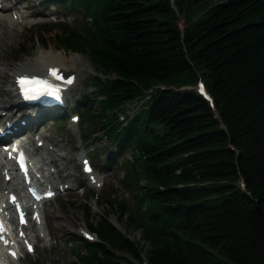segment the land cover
Segmentation results:
<instances>
[{"label":"trees","instance_id":"obj_1","mask_svg":"<svg viewBox=\"0 0 264 264\" xmlns=\"http://www.w3.org/2000/svg\"><path fill=\"white\" fill-rule=\"evenodd\" d=\"M58 4L83 13L79 30L50 28L105 74L78 107L130 155L129 220L150 246L142 253L108 220L129 211L110 191L89 226L97 241L81 238L74 264H264V0Z\"/></svg>","mask_w":264,"mask_h":264},{"label":"rangeland","instance_id":"obj_2","mask_svg":"<svg viewBox=\"0 0 264 264\" xmlns=\"http://www.w3.org/2000/svg\"><path fill=\"white\" fill-rule=\"evenodd\" d=\"M58 1L60 0L18 1V9L22 10V13L30 15L31 18H29L27 23L17 25L16 39L10 44L4 45L0 52V55L7 59L9 63L18 65L39 55L41 52L49 54L54 49L53 54L59 55L61 53L69 59L67 63L72 68V76L77 75L73 88L68 91L65 98V100L69 99V108L67 109L69 114L58 111L56 114H52L49 119L41 117V120L43 118L44 126L42 124L38 130H36L37 126L31 128H26L25 126L24 128L33 146L36 141L34 137L41 134L50 136L64 144L62 154L65 155L66 159L58 162V165L65 168L64 175L70 173V176L66 179H61V177L57 183L65 185L62 183L66 182V185L72 186V188L64 193H59L56 198L44 204L43 217H45L47 227L45 228L42 224L41 231L42 236H44V233L46 234L47 243L39 239L34 244V253L31 255L21 253L24 256L21 257L18 264H74V254L77 251L86 252L81 244L80 239L83 238L81 233L89 230V226L91 228L98 227L101 217L108 210L105 195L110 191L114 195L111 199L114 201L123 200L129 211H125L122 214H111L108 220L132 242L139 244L142 247V253H145L150 246L144 239L142 230L129 220V215L133 212V203L130 196L131 191L125 187L124 180L128 172L125 163L131 161L130 155L128 153L122 155L117 153L113 145L104 139L99 130V125L88 123L86 126L88 121L86 116L82 117L83 107L78 108L77 106L82 97L91 98L93 96L94 89L90 79L93 76H100L104 80L105 74L96 68L84 54L68 52L57 46L54 36L56 30H51L50 27H54L59 21L77 30L85 26L82 11L68 12L57 4ZM24 7H28V9ZM110 77H113V75H110ZM10 85H12V77L10 78V75L9 77L0 75L1 88L4 90L13 89ZM14 95L13 92L11 95L0 97L6 106L13 104V113L18 114L14 119L17 116L30 115L20 109L21 107L14 105L17 102ZM128 108L132 110L133 107ZM70 114L79 116L80 121L76 125L70 124ZM8 119L9 117L6 121L10 123ZM45 144L47 145V142ZM47 147L52 148L51 145ZM84 154H87L91 159L98 185H89L86 177L81 174L78 164ZM54 157L57 158L55 155ZM51 170H55V167ZM67 217L73 219V226L70 227L68 232L58 230L56 226L57 218L63 219ZM50 229L55 231V239L49 236ZM32 234L37 236V233L33 232ZM86 235L88 236V234ZM88 237L94 240L91 242L97 241L95 234H90ZM123 257L127 258L126 255H123ZM129 260L133 264H137V261L130 258ZM143 263L145 264V260Z\"/></svg>","mask_w":264,"mask_h":264},{"label":"bare ground","instance_id":"obj_3","mask_svg":"<svg viewBox=\"0 0 264 264\" xmlns=\"http://www.w3.org/2000/svg\"><path fill=\"white\" fill-rule=\"evenodd\" d=\"M5 1V5L0 7V52L3 49L4 45L10 44V42H13L17 37V31L16 27L20 23H27L29 21V18H31L30 15L27 13H22V10L18 9V1L20 0H14L15 5L12 4V0H3ZM27 8L28 7H24ZM27 12V11H26ZM39 17V16H38ZM40 22V21H39ZM54 49H52L51 53L44 54L40 53L39 55H36L32 57L30 60L23 61L22 63L18 65H12L9 63L7 59H4L0 55V75H5L6 77L10 78L12 77V85L11 88H14V81L17 76H20L21 74L26 75H45L47 74L49 69H57L61 70L62 73L69 74V77H72V79H76V76H72V68L68 66L67 59L63 54H53ZM11 73V74H9ZM80 74V73H79ZM66 91V90H65ZM13 89L4 90L0 86V97L3 95L7 96L8 94L11 95L13 93ZM16 95H14L15 97ZM13 104L10 106H6L4 102L0 99V136L1 139H4L6 141L10 140L12 136L19 134L24 130L25 126L26 128L35 127L37 124H39L40 116L32 115L36 113H32L30 115H25L22 117H18L14 119L17 113H13ZM9 117V124L7 123V118ZM20 118V119H19ZM20 120V121H19ZM24 123V124H22ZM41 137L35 142L34 147L36 148V154L33 157L36 166L39 167L40 172L44 175V179L48 182V185H50L53 189H57V193L60 192L58 189V185L60 183H57V181L61 179H66L70 176V173H67V175H64L65 168L61 167V165H58V162H62L66 159L65 155L62 154L64 151V144L62 142L57 141L54 138H51L47 135H40ZM38 141H42L43 145L44 142H47V145H44V148H38L36 146V143ZM51 145L52 148H49L46 146ZM31 147V145L28 146V148ZM60 153V154H58ZM54 155L57 157L55 158ZM64 166V165H63ZM55 167V170H51ZM14 166L12 163H4L0 162V205H6V192L5 190H18L20 183L16 179V176L14 174ZM39 173V172H36ZM64 175V176H62ZM56 184V188L54 185ZM66 184V182L62 183ZM63 189V192L71 189L72 186H68ZM64 187V185H63ZM19 198H22L21 190L18 191ZM8 196V194H7ZM5 209H8L7 207ZM31 215V214H30ZM15 222V221H14ZM41 222L43 226L46 228L47 224L45 221V217L42 216ZM73 219L72 218H57L56 220V226L58 227V230L66 231L68 232L70 227L73 226ZM51 227V226H50ZM34 232V226L32 225V221L30 220V223L28 226L23 227L16 231V235L18 236L20 233H23V236H20V239L17 240V242L14 243L15 248L19 247L18 250V257H20L18 260H14L13 262L9 261V264H18L20 262V259L22 257L21 253H26L25 248L23 247L25 245V240H29L30 243L33 245L38 242V240H43V242L47 243L46 240V234L44 233V236L38 234L37 236L35 234H32ZM49 236L53 239L56 238L55 231L49 232ZM55 236V237H54ZM5 245V241L2 243ZM46 245V244H45ZM2 248V247H1ZM9 248V247H8ZM35 249V247H34ZM27 254V253H26ZM8 260L3 259L1 261L2 264H6Z\"/></svg>","mask_w":264,"mask_h":264}]
</instances>
